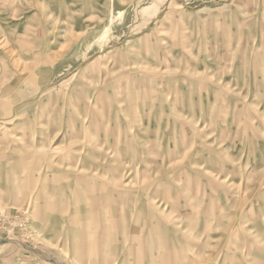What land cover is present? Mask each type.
Masks as SVG:
<instances>
[{
  "label": "rangeland",
  "instance_id": "374dc122",
  "mask_svg": "<svg viewBox=\"0 0 264 264\" xmlns=\"http://www.w3.org/2000/svg\"><path fill=\"white\" fill-rule=\"evenodd\" d=\"M0 207V264H264V0H0Z\"/></svg>",
  "mask_w": 264,
  "mask_h": 264
},
{
  "label": "built area",
  "instance_id": "2783aa9c",
  "mask_svg": "<svg viewBox=\"0 0 264 264\" xmlns=\"http://www.w3.org/2000/svg\"><path fill=\"white\" fill-rule=\"evenodd\" d=\"M27 221L25 212L9 211L0 207V238L4 234L14 232L15 230L24 232Z\"/></svg>",
  "mask_w": 264,
  "mask_h": 264
},
{
  "label": "bare ground",
  "instance_id": "6f19581e",
  "mask_svg": "<svg viewBox=\"0 0 264 264\" xmlns=\"http://www.w3.org/2000/svg\"><path fill=\"white\" fill-rule=\"evenodd\" d=\"M104 38V37H103ZM134 182V181H133Z\"/></svg>",
  "mask_w": 264,
  "mask_h": 264
}]
</instances>
